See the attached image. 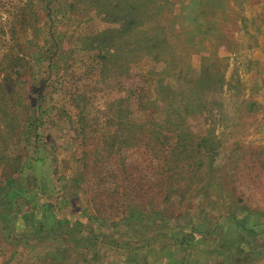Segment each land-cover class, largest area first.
I'll use <instances>...</instances> for the list:
<instances>
[{
    "label": "rangeland",
    "instance_id": "1",
    "mask_svg": "<svg viewBox=\"0 0 264 264\" xmlns=\"http://www.w3.org/2000/svg\"><path fill=\"white\" fill-rule=\"evenodd\" d=\"M242 208L264 0H0V264H264Z\"/></svg>",
    "mask_w": 264,
    "mask_h": 264
},
{
    "label": "crops",
    "instance_id": "2",
    "mask_svg": "<svg viewBox=\"0 0 264 264\" xmlns=\"http://www.w3.org/2000/svg\"><path fill=\"white\" fill-rule=\"evenodd\" d=\"M247 210L249 212L242 208L241 211L238 212V215L236 214V231L238 232L236 234V237L244 236L245 234H251L252 232V231H247L246 229H244L243 219L245 220V217L249 218V220H253L252 219L253 213H256V215H258L259 217L264 216V213L262 212L258 213V210L250 209V208ZM260 222L263 223L260 226L257 225L258 222H255V224H253L252 222H249V225H248L249 228H252L256 231V234L253 235L252 241L250 243H246L245 241H242L240 239L236 241V244H238L236 245V249L238 248L237 250L239 253L238 258H242V256L247 255V254L250 256L258 255L259 261H261L260 259L264 258V217L260 219Z\"/></svg>",
    "mask_w": 264,
    "mask_h": 264
},
{
    "label": "trees",
    "instance_id": "3",
    "mask_svg": "<svg viewBox=\"0 0 264 264\" xmlns=\"http://www.w3.org/2000/svg\"><path fill=\"white\" fill-rule=\"evenodd\" d=\"M80 49H86V48H93V49H97V45H93V46H88V47H83V46H79Z\"/></svg>",
    "mask_w": 264,
    "mask_h": 264
}]
</instances>
